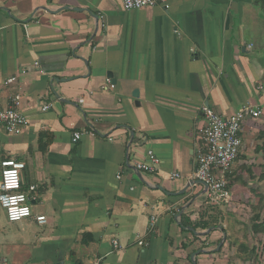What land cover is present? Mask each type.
I'll return each instance as SVG.
<instances>
[{"label": "crops", "instance_id": "1", "mask_svg": "<svg viewBox=\"0 0 264 264\" xmlns=\"http://www.w3.org/2000/svg\"><path fill=\"white\" fill-rule=\"evenodd\" d=\"M16 96L27 125L0 128V161L24 164L34 199L18 221L0 204L3 264H228L238 244L217 209L264 186V0H0V108ZM246 105L261 114L243 120L229 198L211 203L194 175L204 107ZM148 150L157 170H135Z\"/></svg>", "mask_w": 264, "mask_h": 264}, {"label": "built area", "instance_id": "2", "mask_svg": "<svg viewBox=\"0 0 264 264\" xmlns=\"http://www.w3.org/2000/svg\"><path fill=\"white\" fill-rule=\"evenodd\" d=\"M122 7L126 10L139 9L144 7H155L161 5L168 7V0H120ZM9 79L8 81H12ZM109 87L113 85L108 80ZM49 106L45 105L42 110ZM261 111L246 105L235 113L220 117L209 107H204V115L207 120L206 126L201 131L199 143L195 149V178L205 182L206 197L211 203L229 198L228 175L233 162L238 157L242 140V124L246 116L258 117ZM27 125V118L19 108V96L14 98L12 106L0 108V128L7 134L19 135ZM80 138V133L73 134V141ZM147 161H138L134 164L137 171L154 173L160 163L159 158L152 150L146 151ZM0 204L6 211L9 221H18L31 215L30 205L34 197L19 192L21 186L20 172L24 167L22 162L13 160L0 161ZM119 177V176H117ZM173 178H179V174H173ZM34 187L31 186L30 190ZM22 197V198H21ZM27 209V213L23 212ZM15 210V211H13ZM36 221L43 223L44 216H36ZM141 244V242H139ZM117 247L118 242L113 241ZM0 264L3 261L0 259ZM93 264H99V260Z\"/></svg>", "mask_w": 264, "mask_h": 264}, {"label": "rangeland", "instance_id": "3", "mask_svg": "<svg viewBox=\"0 0 264 264\" xmlns=\"http://www.w3.org/2000/svg\"><path fill=\"white\" fill-rule=\"evenodd\" d=\"M1 172V171H0ZM229 186L233 184L234 177L228 176ZM243 183V182H242ZM246 188V189H245ZM247 188H252L248 186V183H244L242 187H240V191L238 193V197L231 199L229 201L230 205L225 203L223 211L217 209V212L220 216L218 219H221L222 223H225L226 231L231 234H235L240 232H247L251 230L253 219L257 214H261L262 210H258L256 206H259V198L264 202V186L261 184L257 186V195H252L254 192L251 190L250 192ZM248 191V194L245 195L242 191ZM251 193V195H249ZM249 197V201H248ZM261 205V204H260ZM5 212V209H3ZM249 232V231H248ZM234 238L237 236L232 235ZM241 240V239H240ZM237 240L238 244L236 252L232 253L231 248L229 251L225 252L226 258L228 259V264H264V235H260V237L253 236L245 237L244 240ZM251 240V241H250ZM250 241V242H249ZM239 244L246 245V251L242 250Z\"/></svg>", "mask_w": 264, "mask_h": 264}, {"label": "trees", "instance_id": "4", "mask_svg": "<svg viewBox=\"0 0 264 264\" xmlns=\"http://www.w3.org/2000/svg\"><path fill=\"white\" fill-rule=\"evenodd\" d=\"M261 148H264V143H263V145H262ZM263 199H264V197H263ZM256 208L258 210H260V208H261L263 214H262V216H260L261 214L259 213V214H257L255 216V218L253 219V222H252L251 230H252L253 233H259V232H262L263 233L264 232V202L260 198H259V206L257 205ZM184 225H189V222H188L187 219H183L182 220V226H184ZM211 225H213L212 222L211 223L210 222H198V223L193 224V227L195 229H198V228L199 229H207ZM223 231L225 233H227L226 229H224V228H223ZM237 234H231V233L229 235L226 234V240H228V242H229V247H231L232 245H234L235 243H237V240H240L241 239V238H234L232 236V235L237 236ZM243 234H244L243 235V238H245L246 237V232H244ZM239 246H240V248L242 250H244V252L246 251V245L245 244H239Z\"/></svg>", "mask_w": 264, "mask_h": 264}, {"label": "water", "instance_id": "5", "mask_svg": "<svg viewBox=\"0 0 264 264\" xmlns=\"http://www.w3.org/2000/svg\"><path fill=\"white\" fill-rule=\"evenodd\" d=\"M196 183H198V184H201L203 187H204V191H206V189H207V187H208V185L205 183V182H203V181H201V180H196ZM219 229H223V227L222 226H217ZM214 227H209L208 229H206V230H204V231H202V232H198L197 230H195L193 227H191V226H188L187 227V229L190 231V232H192V233H194V234H198V235H205V234H207V233H209L212 229H213ZM223 235H224V237H223V240L225 239V236H226V233L224 232L223 233ZM222 243H223V241H221L220 243H219V245L217 246V248L215 249V251H218L219 250V248L221 247V245H222ZM193 262V264H196L195 263V261L193 260L192 261Z\"/></svg>", "mask_w": 264, "mask_h": 264}, {"label": "clouds", "instance_id": "6", "mask_svg": "<svg viewBox=\"0 0 264 264\" xmlns=\"http://www.w3.org/2000/svg\"><path fill=\"white\" fill-rule=\"evenodd\" d=\"M21 198H22V197H21ZM13 211H15V210H13ZM23 212L26 214V213H27V209H24Z\"/></svg>", "mask_w": 264, "mask_h": 264}]
</instances>
